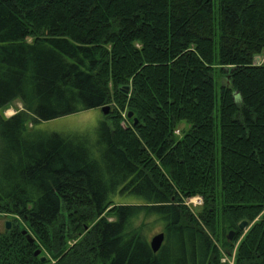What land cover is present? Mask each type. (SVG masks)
<instances>
[{"label": "trees", "instance_id": "1", "mask_svg": "<svg viewBox=\"0 0 264 264\" xmlns=\"http://www.w3.org/2000/svg\"><path fill=\"white\" fill-rule=\"evenodd\" d=\"M263 53L264 0H0V264H225L256 219L234 264H264Z\"/></svg>", "mask_w": 264, "mask_h": 264}, {"label": "rangeland", "instance_id": "2", "mask_svg": "<svg viewBox=\"0 0 264 264\" xmlns=\"http://www.w3.org/2000/svg\"><path fill=\"white\" fill-rule=\"evenodd\" d=\"M260 62H264V53L263 56L261 57ZM222 83L224 81L221 80ZM217 93H219V89L217 88ZM110 107V106H109ZM22 105L19 101H14L11 103L7 108L1 111V114L3 117L9 118L16 114L19 111H22ZM111 111V107H110ZM124 118L126 117L125 114H123ZM101 123L109 124L110 120L104 115L99 108L95 109H90L86 111H81L75 114L63 116L57 119L49 120V121H39L38 123H34L31 125L28 123L27 129L33 133H45V134H51V133H57V134H62V135H86L88 139L93 140L96 136V129L99 127ZM180 128H185L184 125H181ZM176 135L179 134V130L175 132ZM115 202H123V203H132V202H137L138 200L128 197V196H123V197H118L115 196L113 198ZM133 200V201H132ZM196 200H200L203 204L202 198L199 196H194L190 197L184 200L185 206L189 208L191 212L194 214H197L200 208V204L195 202ZM7 220L12 221V225L14 223L13 217L9 215H0V231L4 229L5 222ZM110 221L113 220V218H109ZM257 220V219H256ZM254 220L252 223H248V227L244 230L240 238L233 243V248L231 253L229 254L227 250H225L222 246L221 243L217 242L218 249L221 254V263L225 264H234L235 261V253L237 250V247L244 237V235L248 232V230L251 228V226L256 222ZM20 221V220H19ZM160 233L159 229H156L155 232L151 233V236L153 234ZM228 233H226L224 236H226L227 239ZM222 238V236H221ZM228 241V240H227ZM231 242V241H229Z\"/></svg>", "mask_w": 264, "mask_h": 264}, {"label": "water", "instance_id": "3", "mask_svg": "<svg viewBox=\"0 0 264 264\" xmlns=\"http://www.w3.org/2000/svg\"><path fill=\"white\" fill-rule=\"evenodd\" d=\"M257 59H258V58H257ZM122 91H123L125 94H128V93H129V87H124V88L122 89ZM101 111H102V113H103L104 115H108V114L110 113V107H109V106H104V107L101 108ZM132 117H133V113H132V112H129V113L127 114V118H128V119H131ZM134 123H135V124L137 123V119H136V118H134ZM248 225H249V224H248L247 221H242V222L239 224V226H238L239 231H240V232H244V230L248 227ZM4 229L7 230V231L11 230V229H12V221L7 220V221L5 222ZM26 233H27V232H26L25 230L22 231V234L26 236V239H27V241L29 242V244L34 243V238L32 237V235H31V234H26ZM233 237H234V231H230V232L228 233V235H227V240H228V241H232ZM163 242H164V234H163L162 232L153 235V236L151 237L150 241H149V246H150L152 252H153V253H157V252L160 250V248H161ZM40 254H41V250H39V249L36 250V251L34 252V256H35V257L39 256ZM45 260H46V257H45V256H42V257L40 258V261H41V262H44Z\"/></svg>", "mask_w": 264, "mask_h": 264}, {"label": "built area", "instance_id": "4", "mask_svg": "<svg viewBox=\"0 0 264 264\" xmlns=\"http://www.w3.org/2000/svg\"><path fill=\"white\" fill-rule=\"evenodd\" d=\"M195 202H197V203L200 204V205H201V203H202L200 200H196Z\"/></svg>", "mask_w": 264, "mask_h": 264}]
</instances>
